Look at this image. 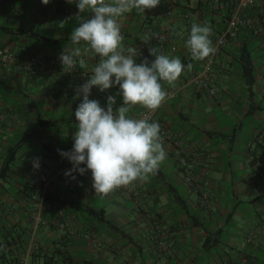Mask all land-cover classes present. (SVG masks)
Listing matches in <instances>:
<instances>
[{
    "label": "crops",
    "instance_id": "obj_1",
    "mask_svg": "<svg viewBox=\"0 0 264 264\" xmlns=\"http://www.w3.org/2000/svg\"><path fill=\"white\" fill-rule=\"evenodd\" d=\"M218 1L161 0L143 14L134 9L120 18L123 43L137 53L144 44L141 36L151 32L168 30L177 46L172 52L148 44L185 65L173 85L161 81L176 96L157 114L171 134L181 136L184 154H178L173 142L163 141L166 159L146 182L131 185L137 196L113 192L101 197L95 194L91 172L65 175L73 165L60 155L73 148L75 110L83 99L76 90L86 80L56 64L65 47H76L70 35L79 26L77 15L90 19L92 13H79L76 3L68 0L49 5L41 0H0V48L17 55L21 67L9 72L0 63V208L7 211L1 226L21 235L24 248L18 252L30 255L28 264H264V52L243 29L215 57V97L197 93L190 80L204 62L193 60L185 47L191 25H209L214 46L237 7V0H222L224 12H218ZM263 7L264 0H256L252 17H260ZM166 11L172 12L170 17ZM248 52L255 69L251 88L242 67ZM33 55L45 65H27ZM84 58V71L99 60L91 53ZM145 58L155 59L148 50L136 62ZM118 92V86L105 92L94 86L89 99L106 108L112 95L118 107ZM143 109L136 106L129 115L138 117ZM253 141L257 145L251 151ZM12 151L15 156L4 177ZM181 157L187 168L181 167ZM37 158L39 168L33 166ZM35 179L46 183L45 196ZM203 193L209 195L207 205ZM60 211L81 235L60 237ZM36 217L45 224L38 225ZM252 233V243L245 244Z\"/></svg>",
    "mask_w": 264,
    "mask_h": 264
},
{
    "label": "clouds",
    "instance_id": "obj_2",
    "mask_svg": "<svg viewBox=\"0 0 264 264\" xmlns=\"http://www.w3.org/2000/svg\"><path fill=\"white\" fill-rule=\"evenodd\" d=\"M75 2L79 13H92L90 19L80 21L70 40L76 47L66 48L60 55L65 72L77 67L86 69L89 53L99 57L92 68L89 79L77 90L82 102L75 110L76 131L73 133V148L69 152H60L73 165L66 176L72 172L83 175L91 172L92 186L96 195L106 197L120 188H126L135 182H146L154 175L166 159L160 124L151 121L148 115L133 118L129 113L140 106L154 113L168 97L161 81L168 85L182 75L185 65L179 57L164 54L158 47H150L149 54L155 59L145 58L141 63L136 59L135 47H126L121 32L120 18L132 12L145 13V10L159 6L161 0H68ZM47 5L49 0H42ZM64 27V23L60 24ZM209 25L193 23L186 39L185 47L191 58L203 61L216 51L210 36ZM183 38L184 33H177ZM144 44H149L151 36H141ZM80 45H83L81 47ZM193 65L189 63L190 71ZM101 92L118 86V95L122 104L116 105L115 96L107 97V107H101L97 100L89 99L93 87ZM59 151V150H58ZM86 167H80V165ZM39 168L38 158L34 161ZM75 179V176H72Z\"/></svg>",
    "mask_w": 264,
    "mask_h": 264
},
{
    "label": "built area",
    "instance_id": "obj_3",
    "mask_svg": "<svg viewBox=\"0 0 264 264\" xmlns=\"http://www.w3.org/2000/svg\"><path fill=\"white\" fill-rule=\"evenodd\" d=\"M172 2H176L177 0H171ZM42 2V0H41ZM54 2V0H49L50 3ZM43 4V3H42ZM45 5V4H43ZM224 3L222 0H219L215 4V10L218 12H222L224 9ZM256 6V0H237V7L235 11L227 17L226 20V27L222 31V33L216 38L214 42V47L216 49L215 53L213 55H210L208 58H206L203 62L202 69L198 71L196 74H194L190 80L195 87L197 93H205L210 97H215L218 93V88L216 87V81H217V71L215 69V57L216 55L228 45V43L232 40L237 38L239 31L243 29H248V31L251 33V35L256 38L259 42V47L264 52V9L261 10L260 17L254 18L251 15V10ZM264 8V7H263ZM172 14L171 11H166L164 13L165 16L170 17ZM188 18V15L186 16ZM151 36L150 42H155L160 44L164 47H169V49L172 52H175L177 50V46L173 41V38L168 30L159 31V32H151L149 34ZM149 50L148 44H142L139 47L138 53L141 56H145ZM0 63L4 64L5 67L9 72H12V70H20V63L18 60V56L15 55L13 52L4 50L0 48ZM27 65L32 66H44L45 61L39 56V55H33L29 57L26 60ZM54 64V62H52ZM56 66H61L62 62H58ZM75 78H79L82 80H88L89 76L92 74V70L84 71L77 67L74 71H72ZM168 97L166 101L163 103V105L156 110L154 113H148L147 109H143L138 117L134 118H143L144 115H148L151 121H156L160 124V130H161V136L163 138L164 142H173L174 145L177 147V152L180 156L184 154V149L181 148V142H180V135H174L171 134L168 129L165 127V125L162 123V121L158 120L157 114L159 111H161L164 106L173 98L176 96V92L174 90L167 91ZM2 111L0 110V115ZM257 145V141H253L250 143L249 148L251 151H254ZM180 165L183 168H187L188 163L185 158L181 157L180 159ZM81 167H86V165H81ZM90 172V171H86ZM189 178V177H188ZM189 180H191L189 178ZM34 185L37 188L38 191H40L44 196L47 193V186L46 183L39 179H35ZM117 194H124L128 196H137L138 193L133 189V187L130 185L126 188H120L117 191H115ZM209 199L208 193H203L202 195V201L204 205H207ZM7 215V211L4 208H0V227H1V220ZM59 216L63 218V221L58 223V230L59 235L63 240H69L72 239L75 236L81 235L79 231H77L71 224L69 219L64 218V213L62 211L59 212ZM37 224L44 225L45 223L39 218L36 217ZM84 237L90 238L89 234H84ZM254 238V234H250L245 244L252 243ZM97 243H99L97 241ZM9 250L6 249L5 253H7ZM29 254L28 255H20L18 251L14 252V258L17 260L13 264H28L29 260ZM243 264H248L247 261H244Z\"/></svg>",
    "mask_w": 264,
    "mask_h": 264
},
{
    "label": "trees",
    "instance_id": "obj_4",
    "mask_svg": "<svg viewBox=\"0 0 264 264\" xmlns=\"http://www.w3.org/2000/svg\"><path fill=\"white\" fill-rule=\"evenodd\" d=\"M226 1V0H225ZM196 10H193L195 13ZM224 10H222V13ZM189 17V15H188ZM190 19V18H189ZM187 19V20H189ZM245 31H248V29H244ZM29 33H32L35 38H39L40 35L38 33H35L34 31L30 30ZM240 32V31H239ZM27 33V32H25ZM222 31L220 32V34ZM239 34V33H238ZM251 34V33H250ZM253 37V36H252ZM254 58L251 56V52H248V55L243 57L242 60V67H243V78L245 79V82L249 88H251L254 83ZM15 156L14 151H12L10 160L8 161L7 165L4 167L2 171V176H6L9 164L11 163V160H13ZM19 247L24 248L23 241L21 239V235H13L9 231H6L5 229H2V226L0 227V264H13L17 259L14 258V252L19 251ZM8 249L9 251L5 253V250Z\"/></svg>",
    "mask_w": 264,
    "mask_h": 264
}]
</instances>
